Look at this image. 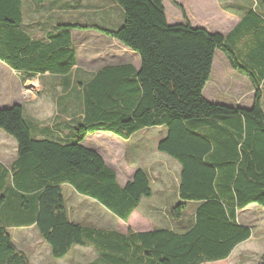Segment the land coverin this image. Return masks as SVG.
<instances>
[{
	"label": "trees",
	"instance_id": "16d2710c",
	"mask_svg": "<svg viewBox=\"0 0 264 264\" xmlns=\"http://www.w3.org/2000/svg\"><path fill=\"white\" fill-rule=\"evenodd\" d=\"M114 1L124 12L119 29L71 28L95 29L118 40L139 55L141 68L134 78L112 80L116 86L106 82L108 71L99 73L84 89V119L73 126V140L36 139L22 106L0 109V130L17 143L16 160L9 168L0 165V264H30L13 242L12 225H34L53 259L65 258L76 246L93 245L106 264L215 263L252 236L237 219L252 204L264 208V14L245 10L224 36L192 27L174 0L183 24L168 23L164 0ZM22 21V0H0V60L15 71L68 73L75 61L69 36L35 43L21 31ZM217 51L250 81L252 107L205 99ZM130 69L111 72L127 75ZM155 127L167 128L158 151L181 166L179 202L170 217L181 220L188 205L196 203L193 227L184 234L157 230L121 236L72 222L65 185L124 222L153 195L150 175L142 169L121 187L115 171L83 145L87 135L109 132L129 139L141 128Z\"/></svg>",
	"mask_w": 264,
	"mask_h": 264
},
{
	"label": "crops",
	"instance_id": "0c3cea01",
	"mask_svg": "<svg viewBox=\"0 0 264 264\" xmlns=\"http://www.w3.org/2000/svg\"><path fill=\"white\" fill-rule=\"evenodd\" d=\"M174 1L186 7L187 12L189 13V22L192 27L202 28L207 31L212 29L210 25L206 26L207 29L201 25L203 23L202 17L197 20L194 19V16L197 15L193 14L187 5L183 4V2L178 0ZM209 1L215 2L216 0L205 1V7L208 12L210 6ZM213 5L215 7L213 8L214 10L216 9V5ZM251 8L257 9V2L255 7L243 8L244 12L241 16H239L238 21L231 27H228L229 23L227 22V14L222 11H217L215 16L220 15V20H222V18L226 20V24L224 25L226 26L227 31L223 35H228L240 22L242 16L245 14V10L247 11ZM22 9L23 21L21 24V31L32 42H41L48 45L53 38H56L57 41L63 38L64 35L69 36V43L71 48L74 50V66L66 74L53 71V69L52 71L46 72H36L33 70L24 72L11 69L5 62L0 60V70L3 72L2 77L0 78V87L5 88L7 90L6 92L8 93H11L12 89H16L18 90L19 94L15 102H12L11 104H8V106H4L0 109L11 108L14 105L22 106L24 110V118L31 125L33 136L36 139H52L62 142L71 141L73 140V126L82 122L84 119L86 101L84 89L91 85L99 73L108 71L106 73L108 74V79H106V82H111L110 85L116 86V81H113L116 80L118 76H123V78L127 76L134 78L136 72H138L141 68V59L139 55L121 44L118 40L107 37L95 29H80L71 27H101L106 30H117L124 23V12L114 0H22ZM166 17L170 25L184 23L183 18L181 23V19L177 20L175 18L176 20H171L168 15H166ZM123 67L131 68L130 71H127V75H118V73H116V75L112 74L113 72L111 71ZM106 86H109V83H107ZM46 121H50L51 124L44 125ZM164 128L165 127L162 129L163 131L159 137L158 143L167 134V128ZM143 129L145 128L139 129L129 139H123L109 132H97L89 134L84 140L83 145L86 148L97 152L103 158L105 164L115 171L117 175V182L121 187H124L128 182L132 181L138 170L142 169L147 171L145 166L146 163H149V165L152 166L151 168L153 170V174H159L155 177L158 179V182H167V180L170 179L169 169H172V175L176 177L177 181L175 192L170 197L167 196L163 199H156L154 190L152 189V197L154 196V200H157V204L145 206V215L148 217L147 221L141 219V216H139L138 213L145 202V199L143 198L138 208L133 212L129 220L125 222L128 225V227L126 226L125 230H110V226L103 224H101L102 228H97L91 226L90 224V226H86L81 222V220L85 221V219L88 217L90 219L89 223H91V217L95 221H97L99 217H101L102 220L107 221H113L111 220L112 216L116 217L117 219L119 218L103 205L99 204L96 200L79 194L71 186H69L74 191L69 192V195L72 194L74 198H72L73 202L70 205L69 202L66 204V201L65 204L68 210L69 218L72 222L82 226L83 228L101 230L104 232H115L121 236H128L129 234L151 233L157 230H170L178 234H184L193 227L195 224L196 207L194 209V219L188 226L182 222L186 212L183 218L178 220L179 223L176 225H174V221L176 220H173L170 217L171 208L179 202L177 190L180 182V164L175 160V162L171 160V157L168 158L157 153L156 149L158 143L157 146L152 147L147 143V141L145 142V140L138 139V136ZM16 158V141L12 137L0 131V165L9 168ZM147 172L150 173L149 171ZM149 175L151 176V173ZM173 202H175L174 205ZM99 205L108 212L104 214ZM251 207L261 206L258 204H252L244 210L239 211L237 219L238 222L239 213ZM71 210L73 211V215ZM93 213L96 215H93ZM167 213L172 219L170 220L172 221L170 222L171 227L156 226L154 219L159 215H166ZM142 215L145 216L144 213H142ZM134 218L135 220L133 221ZM119 220L124 222L121 219ZM97 223L98 222H95V225ZM239 224L246 226L240 222ZM26 228L36 229L34 225L20 227L12 225L8 230L11 232V229ZM42 244L45 250H47V253L50 254L52 264H64L65 260H67L72 252H82L83 249H92L95 254V259H93L88 264H106L101 261L99 253L93 245L76 246L69 253V255L65 257V259L63 258L64 260L61 263H57L51 256L49 246L45 242Z\"/></svg>",
	"mask_w": 264,
	"mask_h": 264
},
{
	"label": "rangeland",
	"instance_id": "374dc122",
	"mask_svg": "<svg viewBox=\"0 0 264 264\" xmlns=\"http://www.w3.org/2000/svg\"><path fill=\"white\" fill-rule=\"evenodd\" d=\"M183 2V4L187 5L189 10L196 14L194 19H200L202 17V26L206 29L208 25L212 27L209 31L211 33H218V34H225L227 31L226 20L222 18L219 19L220 15H216L217 11L225 12L228 16L227 22L228 27L233 26L239 19V16L242 15L244 12L243 8H250L255 7L256 2L258 5L257 10L264 14V0H216L215 2L209 1V12L205 7L206 0H178ZM213 2V3H212ZM216 5V9L213 10L214 5ZM164 8L166 11V15L171 20H178L181 19L182 23V14L180 10L175 7L170 0H164ZM185 9L187 18L189 20V13L184 5H182ZM243 7V8H242ZM226 10V11H225ZM176 18V19H175ZM179 21V22H180ZM190 21V20H189ZM170 24V23H169ZM230 29V28H228ZM79 41V40H77ZM80 42V41H79ZM88 42V41H87ZM89 43V42H88ZM7 71V70H6ZM2 73L0 70V78L2 77ZM13 73V72H12ZM5 88L0 87V108L4 106H8L12 102H15L16 98L19 96L18 90L12 89L11 93L6 92ZM262 105L264 109V83L262 85ZM203 95L207 101H211L216 104H222L227 106H242L246 108H250L253 105L254 97H255V89L248 81V79L235 72L228 60L226 59L225 55L217 51L215 58H214V65L212 68L211 78L210 81L207 83ZM28 124V121L25 119ZM50 125V121H46L44 125ZM163 127H155V128H145L139 134L138 139L147 141L152 147L157 146L159 137L161 136ZM165 129V128H164ZM1 131V130H0ZM4 133L3 131H1ZM156 152L160 155L170 158L164 153ZM173 160L172 158H170ZM9 161V160H7ZM174 161V160H173ZM175 162V161H174ZM146 169L151 173V181H152V189L154 190L155 198H165L167 196H171L175 192V188L177 185L176 177L172 175V169L170 170V179L167 182H158L155 177L159 174H153L152 166L149 163H146ZM158 169V165H157ZM149 173V174H150ZM162 188V189H161ZM72 188L69 186H64L63 194L66 201V204L69 205L73 202L74 198L69 195V192H72ZM74 192V191H73ZM77 194V193H76ZM78 195V194H77ZM145 202L142 208L139 210V216L144 221H147V215H145V206L146 205H154L157 204V200H154V196L152 199L144 198ZM69 200V201H68ZM176 202V201H175ZM173 202V205L175 204ZM175 206V205H174ZM197 206L196 203H191L188 205L186 210V214L182 219V222L187 226L190 225L194 219V209ZM100 209L105 214L108 212L102 206ZM73 215V211L71 210ZM144 213L145 216L142 215ZM148 214V213H146ZM93 215H96L93 213ZM89 217L85 219V221L81 220V222L86 226H94L97 228H102L101 224L110 226V230L116 229H126L128 225L125 222L120 221L116 217L112 216L113 221L102 220L101 217L95 221L91 217V223H89ZM135 218L133 219V221ZM172 220L168 213L166 215H159L157 216L154 221L156 222V226L158 227H171ZM95 222H98L95 225ZM239 222L245 224L246 226L250 227L252 231L251 238L244 244L237 247L228 260L220 263L214 264H259L262 255L264 254V209L261 207H251L247 210L239 213ZM133 223V222H132ZM179 223V221H174V225ZM90 224V225H89ZM172 229V228H170ZM13 242L17 246V248L23 251L28 259L29 263L33 264H52V260L50 254L47 253V250L43 247L44 243L39 236L38 232L34 228H26V229H11L10 232ZM65 259V258H64ZM64 259H54L57 263H61ZM93 259H95V254L92 249H83V251H76L72 252L67 260H65L64 264H88Z\"/></svg>",
	"mask_w": 264,
	"mask_h": 264
}]
</instances>
